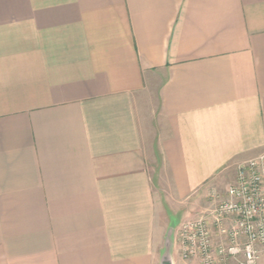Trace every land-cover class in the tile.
I'll use <instances>...</instances> for the list:
<instances>
[{"label":"crops","instance_id":"obj_1","mask_svg":"<svg viewBox=\"0 0 264 264\" xmlns=\"http://www.w3.org/2000/svg\"><path fill=\"white\" fill-rule=\"evenodd\" d=\"M256 157L264 0H0V264H199Z\"/></svg>","mask_w":264,"mask_h":264},{"label":"built area","instance_id":"obj_2","mask_svg":"<svg viewBox=\"0 0 264 264\" xmlns=\"http://www.w3.org/2000/svg\"><path fill=\"white\" fill-rule=\"evenodd\" d=\"M222 197L180 223L176 240L184 260L199 264H257L264 254L262 157L239 163Z\"/></svg>","mask_w":264,"mask_h":264},{"label":"rangeland","instance_id":"obj_3","mask_svg":"<svg viewBox=\"0 0 264 264\" xmlns=\"http://www.w3.org/2000/svg\"><path fill=\"white\" fill-rule=\"evenodd\" d=\"M227 187V186H226Z\"/></svg>","mask_w":264,"mask_h":264}]
</instances>
